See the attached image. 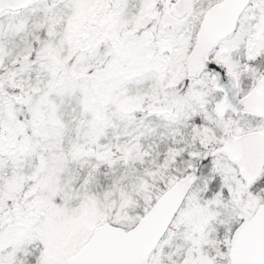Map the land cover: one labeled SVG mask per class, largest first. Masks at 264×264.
<instances>
[{
  "label": "snow or ice",
  "instance_id": "snow-or-ice-1",
  "mask_svg": "<svg viewBox=\"0 0 264 264\" xmlns=\"http://www.w3.org/2000/svg\"><path fill=\"white\" fill-rule=\"evenodd\" d=\"M0 264H264V0H0Z\"/></svg>",
  "mask_w": 264,
  "mask_h": 264
}]
</instances>
